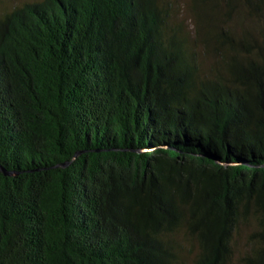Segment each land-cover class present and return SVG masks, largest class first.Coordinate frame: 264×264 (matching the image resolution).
<instances>
[{
    "label": "trees",
    "instance_id": "trees-1",
    "mask_svg": "<svg viewBox=\"0 0 264 264\" xmlns=\"http://www.w3.org/2000/svg\"><path fill=\"white\" fill-rule=\"evenodd\" d=\"M238 2L0 13V264H264V0L257 35Z\"/></svg>",
    "mask_w": 264,
    "mask_h": 264
},
{
    "label": "rangeland",
    "instance_id": "rangeland-1",
    "mask_svg": "<svg viewBox=\"0 0 264 264\" xmlns=\"http://www.w3.org/2000/svg\"><path fill=\"white\" fill-rule=\"evenodd\" d=\"M23 0H0V13L7 11L10 7L16 3H20ZM190 1L191 0H176L178 7V12H176L175 20L184 21V25L188 30H192V17L190 10ZM231 24L236 32L240 31H250L253 34L257 35L259 31V26L261 25L260 19L253 13H250L245 6L243 5L242 0H239L237 7L228 21ZM202 56V68L208 69L211 63L214 61V55L212 54H203ZM251 223L243 224L240 228V231L237 233L235 239H237L235 255L233 261H235L238 254H240L246 248V238L251 229Z\"/></svg>",
    "mask_w": 264,
    "mask_h": 264
},
{
    "label": "water",
    "instance_id": "water-1",
    "mask_svg": "<svg viewBox=\"0 0 264 264\" xmlns=\"http://www.w3.org/2000/svg\"><path fill=\"white\" fill-rule=\"evenodd\" d=\"M79 153H76L74 157L78 156ZM69 162H65V163H61L62 166H66L68 165ZM0 170L5 174V175H13L15 174L16 172L15 171H12V170H8L6 169L5 167H3L1 164H0Z\"/></svg>",
    "mask_w": 264,
    "mask_h": 264
}]
</instances>
